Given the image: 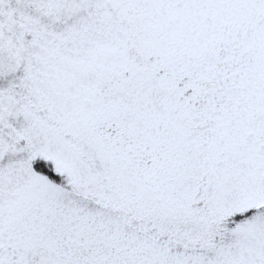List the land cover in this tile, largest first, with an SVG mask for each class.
Returning a JSON list of instances; mask_svg holds the SVG:
<instances>
[{
    "label": "rangeland",
    "instance_id": "obj_1",
    "mask_svg": "<svg viewBox=\"0 0 264 264\" xmlns=\"http://www.w3.org/2000/svg\"><path fill=\"white\" fill-rule=\"evenodd\" d=\"M158 17L154 0H0V264H264V208L213 225L217 212L264 205V162L228 165L244 176L230 194L213 162L172 148L167 159L184 165L166 164L175 185L157 194L137 46ZM206 179L204 222L184 208L203 200L193 190Z\"/></svg>",
    "mask_w": 264,
    "mask_h": 264
},
{
    "label": "flooded vegetation",
    "instance_id": "obj_2",
    "mask_svg": "<svg viewBox=\"0 0 264 264\" xmlns=\"http://www.w3.org/2000/svg\"><path fill=\"white\" fill-rule=\"evenodd\" d=\"M154 4L159 16L149 24L154 39L137 47L142 96L152 108L142 112L140 124L149 132L143 137L150 135L160 149L153 157L159 165L157 194L162 201L163 191L175 185L165 168L167 163H180L167 159L172 148L213 162L216 179L232 194L244 176L229 173L228 165L264 162V0H154ZM217 167L222 169L219 174ZM213 181L198 180L193 194L203 200L184 208L206 216L204 222L212 216L205 198L214 192ZM188 188L190 192L192 186ZM263 208L217 212L221 215L214 228L247 223ZM123 257L128 262L131 255ZM162 257L167 259L161 261L172 262L175 255Z\"/></svg>",
    "mask_w": 264,
    "mask_h": 264
},
{
    "label": "trees",
    "instance_id": "obj_3",
    "mask_svg": "<svg viewBox=\"0 0 264 264\" xmlns=\"http://www.w3.org/2000/svg\"><path fill=\"white\" fill-rule=\"evenodd\" d=\"M34 168L39 174L47 177L53 183L68 188L67 185L64 184L66 178L57 173L52 162L43 160L42 158H36L34 161Z\"/></svg>",
    "mask_w": 264,
    "mask_h": 264
},
{
    "label": "water",
    "instance_id": "obj_4",
    "mask_svg": "<svg viewBox=\"0 0 264 264\" xmlns=\"http://www.w3.org/2000/svg\"><path fill=\"white\" fill-rule=\"evenodd\" d=\"M263 252H264V247H263Z\"/></svg>",
    "mask_w": 264,
    "mask_h": 264
}]
</instances>
